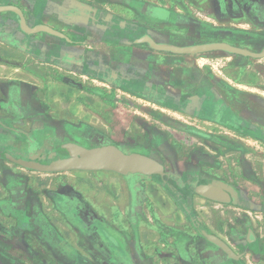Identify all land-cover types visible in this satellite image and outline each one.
<instances>
[{
    "label": "crops",
    "instance_id": "1",
    "mask_svg": "<svg viewBox=\"0 0 264 264\" xmlns=\"http://www.w3.org/2000/svg\"><path fill=\"white\" fill-rule=\"evenodd\" d=\"M0 4L67 36L26 34L0 12V249L25 264H264V57L138 42L260 51L264 0ZM45 128L136 145L168 175L10 160L48 148L35 141Z\"/></svg>",
    "mask_w": 264,
    "mask_h": 264
},
{
    "label": "water",
    "instance_id": "2",
    "mask_svg": "<svg viewBox=\"0 0 264 264\" xmlns=\"http://www.w3.org/2000/svg\"><path fill=\"white\" fill-rule=\"evenodd\" d=\"M0 12H13L18 22V27L26 34L43 32L53 36L67 38L61 31L47 24H30L21 8L15 4H0ZM138 42L147 43L154 50L170 52L175 55H191L220 51L229 54H238L244 57H264V47L260 51H255L223 40L177 44L170 41H158L147 33L138 38ZM93 142L94 143H91L89 146L74 141L63 143L61 146L67 151V154L58 155L49 162L22 157L17 158L11 154L9 157L10 160L21 166L41 172L106 170L118 172L128 177H150L158 175L164 178L168 175L164 163L150 153L123 148L121 145L116 144L106 137L103 139L96 137ZM198 227L205 235H211L201 225H198ZM210 237L217 240L213 236ZM0 264H5L1 258Z\"/></svg>",
    "mask_w": 264,
    "mask_h": 264
},
{
    "label": "flooded vegetation",
    "instance_id": "3",
    "mask_svg": "<svg viewBox=\"0 0 264 264\" xmlns=\"http://www.w3.org/2000/svg\"><path fill=\"white\" fill-rule=\"evenodd\" d=\"M99 134L89 129H84V130L72 129V130H63V131L57 130L55 132V130L53 131L51 128H47V129L45 128L43 130H40L39 133L37 132L36 134L37 139L36 140L33 139V140H35L37 143L40 142L41 144L44 142L46 143L48 141L50 143L48 148H46L45 150H37V152L34 155H31V153L29 152H26L23 155H13V154L12 155L17 158L22 157L26 159H37L42 162H49L51 161V159L57 157L58 155L67 154V151L64 150V148H62L61 146L63 143L74 141L89 146L91 143H94L93 141L95 140L96 137H99L100 139H103L105 137L101 134L100 136ZM55 136H56V140L54 139ZM30 143L32 144L33 141H31ZM121 147L131 150H138V151L140 150L136 145H131L127 147L121 145ZM0 258L3 259L5 264H17L16 263L17 259L13 258L11 254L5 252L3 249H0Z\"/></svg>",
    "mask_w": 264,
    "mask_h": 264
},
{
    "label": "rangeland",
    "instance_id": "4",
    "mask_svg": "<svg viewBox=\"0 0 264 264\" xmlns=\"http://www.w3.org/2000/svg\"><path fill=\"white\" fill-rule=\"evenodd\" d=\"M178 44H180V43H178ZM217 52L219 53L220 51H212L211 53H209V52H206V53H209V54H215L214 56H217ZM205 53V54H206ZM200 54H204V53H200ZM208 55V54H207ZM103 141V140H102ZM16 263L17 264H25V263H23V262H21V261H18V260H16Z\"/></svg>",
    "mask_w": 264,
    "mask_h": 264
}]
</instances>
